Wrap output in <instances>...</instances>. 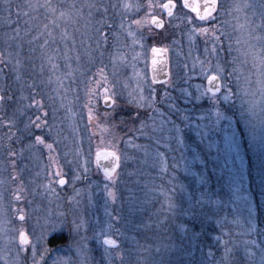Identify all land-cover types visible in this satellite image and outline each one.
<instances>
[{
	"label": "rangeland",
	"instance_id": "rangeland-1",
	"mask_svg": "<svg viewBox=\"0 0 264 264\" xmlns=\"http://www.w3.org/2000/svg\"><path fill=\"white\" fill-rule=\"evenodd\" d=\"M25 1L33 15L22 23L0 19V264H208L196 257L211 251L196 245L206 228L195 204L238 244L223 264H264V251L241 255L255 225L251 181L264 186V0H216L203 19L180 5L161 34L150 19L165 0ZM153 44L170 50L162 104ZM178 69L182 101L171 92ZM106 96L116 104L104 107ZM120 107L133 115L116 117ZM99 147L121 156L112 179L96 167ZM139 233L133 257L123 236Z\"/></svg>",
	"mask_w": 264,
	"mask_h": 264
},
{
	"label": "trees",
	"instance_id": "trees-1",
	"mask_svg": "<svg viewBox=\"0 0 264 264\" xmlns=\"http://www.w3.org/2000/svg\"><path fill=\"white\" fill-rule=\"evenodd\" d=\"M26 3L27 1L25 0H21V1L20 0H0V19L2 20L5 18L6 20L11 19L13 27H16L17 22L22 23L23 22L22 20L24 18H26L27 16L33 15V12H30L28 10L31 7V5H28ZM44 19H45V16H44ZM37 30H38V26H37ZM114 110H118V109H114ZM113 114L116 117L120 118V117H125V115L130 117L131 115H133V112H131L128 108L120 107L119 110L113 112ZM251 188H252L251 189L252 192L256 196L255 197L256 204L252 206L254 211H256L255 216L253 215L255 225H254L253 231H251L249 235L247 236V240L244 243V245L242 244L241 255L244 251H248V249H252L251 255L253 258V256H256L255 252L264 251V199H262L261 197V200H260V197H259L261 196V194L264 193V186H263V183L251 181ZM195 205H197L196 211H195V213L197 214V219L196 221L194 220L196 222V226L198 230L199 228H203V227L206 228L205 232L203 233V236L202 235L200 236L199 238L200 240H198L197 238L196 245L198 246V245L203 244L206 246L209 243L208 250L211 251V255H210L208 251L206 252V254H204L200 252L201 250L199 249V251L196 254L197 259L199 260L205 255L209 260L208 264H223L222 263L223 259L230 260V259L236 258V256L234 255L239 253V251L236 253L238 244H235V243L232 244L230 239L224 234L225 233L224 228L223 229L220 228V224H218L216 220V216H212L210 222L205 221L204 220L205 218H203L204 217L203 212L205 210L201 209V207L198 204H195ZM221 207L222 205L219 204V202H217L216 200H212V212H214V210L217 209V212L221 213L220 211ZM207 222L209 224H207ZM194 225H192L193 228H195ZM194 234L195 236H197V231L193 233V236ZM139 235H140L139 236L140 239H138V237L136 239L135 236H131V235H129V238H125V236H123L122 246L124 247V249L127 251V253L130 256L137 257L139 255V252L137 251L138 248H136L137 245H135L136 244L135 241H139L142 239V235L140 233ZM223 238L225 239V243H224ZM224 246L226 247V249L224 248ZM101 249L98 250V254H103ZM111 249L114 250L115 248H111ZM229 249L230 250L232 249V250L229 251ZM236 262L237 260H234L233 264H236ZM94 263L105 264V261L99 260V258H97L94 260ZM114 263L121 264L120 261H114ZM127 264H134V262H129ZM224 264H228V263H224Z\"/></svg>",
	"mask_w": 264,
	"mask_h": 264
},
{
	"label": "water",
	"instance_id": "water-1",
	"mask_svg": "<svg viewBox=\"0 0 264 264\" xmlns=\"http://www.w3.org/2000/svg\"><path fill=\"white\" fill-rule=\"evenodd\" d=\"M182 1H183V4L187 8L196 11L199 17H204L205 15H207L209 11L214 9L216 5V0H182ZM175 7H176L175 1L166 2L163 7L165 11V15L171 16L174 12ZM159 22H162V24L164 25V20L160 16L154 15L151 17V23L155 27L161 28V27H158ZM150 57H151L150 58L151 60L150 76H151L152 81L155 83H160V82L168 80L169 78L168 50L166 48L154 46L150 50ZM154 66H155V70H154ZM208 79L215 80V88L209 90V92H211L212 94H217L221 88V80L219 76L211 75L210 77H208ZM210 87L211 85L208 83V80H207V88L209 89ZM113 103H114V100L109 96H106L103 99L104 107H111ZM115 155L116 153L113 150H108V149H103V148L98 150L97 156H96V165L104 176H108L106 173H108L110 169H113L115 167V162L111 160V157ZM21 217L22 215L20 214L19 218L21 219ZM109 239L114 240L116 243L114 245L107 244L106 240H109ZM20 241L22 244L28 243V234L26 232L21 233ZM102 242L105 246L110 247V248H116L119 245V241L112 236H104L102 238Z\"/></svg>",
	"mask_w": 264,
	"mask_h": 264
},
{
	"label": "flooded vegetation",
	"instance_id": "flooded-vegetation-1",
	"mask_svg": "<svg viewBox=\"0 0 264 264\" xmlns=\"http://www.w3.org/2000/svg\"><path fill=\"white\" fill-rule=\"evenodd\" d=\"M169 1H175V2H176V7H175L174 12H173V14H172L171 16H167V15H165V11H164V8H163V7H164V4H165L166 2H169ZM180 5H181L184 9H186V10H188V11H191V12H194V13L196 14V16H197L198 18H201V19L205 18V17L210 13V11H209V13H208L207 15H205L204 17H199V16L197 15L196 11L187 8V7L183 4V1H182V0H165V1L162 3L161 11H160L158 14H155V15L160 16V17L164 20V25H163V27H161V28H157V27H155L154 25H152V23H151V19H150L151 30H153V31H155V32H157V33L159 32V33L161 34V33L163 32V30H164L165 28H167L168 25L170 24V20H172L173 16L175 15V13H176V11H177V9H178V7H179ZM214 8H215V7H214ZM212 10H213V9H212ZM212 10H211V11H212ZM153 16H154V15H153ZM177 29H178V26H177V23H176V25H175L174 29H172V32H171V33H172L173 35H174V34H177V32H176ZM154 46H158V47L166 48V49L168 50V53H169V78H168V80H166V81H163V82H160V83H155V82L152 81L151 76H150V63H151L150 58H151V57H150V51H149V76H150V80H151L152 84H154V85L157 87V89H158V95H157V100H158V101H157V103L162 104V99L165 98V97L163 98V96H164L163 93L165 92V90L163 91V88H164L166 85H168V84L173 80V77H172V68H171V58H170V50H169V48H168L167 46L158 45V44H153L152 47L150 48V50H151ZM177 72L180 73V77H179V79H178V83H179V85H177V86L175 87L174 90H171L172 94L174 95V96H172V98L175 97L177 101H182V100L184 99V97L180 95V92H178V87H179V88L184 87V84H182V83H184V81H181V80L183 79L182 76H181V72H182V70H181V72H180V70L178 69ZM211 75H218V74L213 73V74H210L208 77H210ZM218 76H219V75H218ZM208 77H206V79H205L206 88H207V78H208ZM219 78H220V80H221V88H220V91H219L217 94H212V93L209 92V90H208V92H209L213 97L218 96V95L221 93L222 88H223L222 79H221L220 76H219ZM183 80H185V79H183ZM188 80H189V81H188V83H189L188 86H189V87H190L191 85L193 86L194 81H195V78L188 79ZM207 89H208V88H207ZM162 91H163V92H162ZM109 97H110V96H109ZM111 98H112V97H111ZM166 98H167V97H166ZM112 99H113V98H112ZM113 100H114V99H113ZM188 102H189V104L195 102V98H194L193 95L190 94V96L188 97ZM115 104H116V101L114 100V103L112 104V106H114ZM112 106H111V107H112ZM101 148L115 151L114 149L106 148V147H99L98 150L101 149ZM98 150H97V152H98ZM97 152H96V156H97ZM115 153L117 154L116 151H115ZM95 164H96V161H95ZM96 167H97V165H96ZM97 168H98V167H97ZM98 170H99V169H98ZM99 172H100V170H99ZM100 174L103 175L101 172H100ZM103 176H104V175H103ZM105 177H108V176H105ZM60 179H64V180H66L65 177H61ZM59 181H60V180H59ZM23 232H25V231H23Z\"/></svg>",
	"mask_w": 264,
	"mask_h": 264
},
{
	"label": "snow or ice",
	"instance_id": "snow-or-ice-1",
	"mask_svg": "<svg viewBox=\"0 0 264 264\" xmlns=\"http://www.w3.org/2000/svg\"><path fill=\"white\" fill-rule=\"evenodd\" d=\"M158 27H163L162 22H159L158 23ZM154 70H155V66H154ZM207 80H208V83L211 85V87L209 89H207V90L214 89L215 88V80H209L208 78H207ZM161 130L162 131L165 130L163 128V125H161ZM35 140H36L37 143H41V144L43 143V137H36ZM47 147L49 149H51L52 148V145L51 144H48ZM13 155H15V154H13ZM111 160L115 162V167L113 169H110L108 171V173H106L110 179H112V176L116 173L117 169H119V163L121 161V156L118 155V154H116L115 156L111 157ZM59 183L61 185H63V184L66 183V180L60 179ZM109 195L114 197V193L113 192H110ZM21 218H23V217H21ZM106 243L107 244H110V245H114L116 242L114 240H112V239H109V240H106Z\"/></svg>",
	"mask_w": 264,
	"mask_h": 264
}]
</instances>
